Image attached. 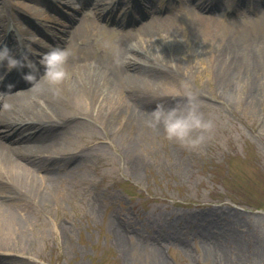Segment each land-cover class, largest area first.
Segmentation results:
<instances>
[{
	"label": "bare ground",
	"instance_id": "obj_1",
	"mask_svg": "<svg viewBox=\"0 0 264 264\" xmlns=\"http://www.w3.org/2000/svg\"><path fill=\"white\" fill-rule=\"evenodd\" d=\"M45 1L0 0V44L25 49L30 40L40 55L53 47L71 50L68 75L55 84L42 65L33 83L23 77L28 69L0 66L1 89L21 86L0 95V264H21L13 258L26 253L41 231V213L74 189L96 149L111 143L123 148L129 139L126 149L134 154L129 123L141 120L137 111L145 103L159 99L152 94L175 95L173 81L203 72L221 94L238 86L251 105L264 102L260 35L246 32L236 19L205 14L203 1L198 12L183 13L169 9L167 0H128L129 6L119 0H87L90 6L86 0H53L56 10L64 7L61 18L39 6H49ZM92 123L102 139L77 143L75 136ZM241 251L239 245L238 256Z\"/></svg>",
	"mask_w": 264,
	"mask_h": 264
},
{
	"label": "rangeland",
	"instance_id": "obj_2",
	"mask_svg": "<svg viewBox=\"0 0 264 264\" xmlns=\"http://www.w3.org/2000/svg\"><path fill=\"white\" fill-rule=\"evenodd\" d=\"M200 1L205 14L236 19L246 32L256 30L264 45V0H167L169 9L183 13L198 12ZM45 2L49 6H39L61 18L64 7L56 5V10L55 1ZM26 43L38 63V48ZM205 76L194 72L186 78L206 118L215 122L201 146L169 140L163 124L146 129L158 99L149 100L143 112L137 111L143 129L141 120L128 125L134 154L126 149L129 139L124 149L114 143L96 149L74 189L41 213V231L26 253L46 264H264V102L251 105L238 86L221 94L211 74ZM172 83L175 95L182 93L179 81ZM4 88L1 96L21 86ZM152 95L169 105L177 98L166 92ZM100 132L92 123L75 140L91 144L102 139ZM26 253L13 259L34 264Z\"/></svg>",
	"mask_w": 264,
	"mask_h": 264
},
{
	"label": "clouds",
	"instance_id": "obj_3",
	"mask_svg": "<svg viewBox=\"0 0 264 264\" xmlns=\"http://www.w3.org/2000/svg\"><path fill=\"white\" fill-rule=\"evenodd\" d=\"M71 50L62 47H53L45 52L39 62L31 59L30 49L19 55L15 54L7 44H0V66H6L8 70L28 69L24 71L23 77L26 81L33 83L38 80L39 66H43V75L50 83H58L67 75L65 62ZM179 88L182 89V101L175 99L172 104H166L163 99L155 102L151 118L146 123L151 127L163 124L164 133L169 140L177 141L189 148L201 146L212 134L215 122L206 118L201 110L197 93L193 91L191 84L181 79ZM26 258L34 264H46L41 257L32 253H26Z\"/></svg>",
	"mask_w": 264,
	"mask_h": 264
}]
</instances>
